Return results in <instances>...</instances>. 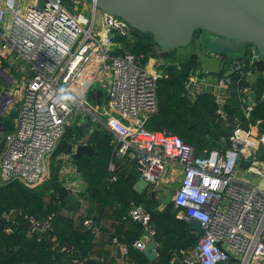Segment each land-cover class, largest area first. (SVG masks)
I'll return each mask as SVG.
<instances>
[{"label":"built area","instance_id":"obj_1","mask_svg":"<svg viewBox=\"0 0 264 264\" xmlns=\"http://www.w3.org/2000/svg\"><path fill=\"white\" fill-rule=\"evenodd\" d=\"M82 4L87 5L89 15L81 11ZM133 30L121 17L105 13L89 1H76L74 7L66 0H0V90L9 88L10 94L1 113L16 104L13 128L1 132L0 184L20 181L33 187L40 183L47 158L74 114L88 131L63 153L65 157L73 154L77 144H89L91 129L105 128L113 137V155L134 160L138 179L145 185L155 186L167 164L179 165L182 176L171 202L178 209V218L186 223L194 219L202 229L193 256L184 257L182 263L262 264L264 130L250 115L254 106L252 88L247 84L239 88L244 95L239 108L247 125L236 123L228 133L227 145L198 156L178 135L146 128L147 120L158 109L156 83L162 75L148 70L147 64L141 65L123 43L114 41L120 38L127 44L132 42ZM118 49L120 52L114 53ZM17 59L25 64L15 69L28 72L22 80L10 67L2 66L4 61L13 66ZM259 61L252 54L249 64ZM102 70L109 78L105 98L102 101L100 96L99 104L92 105L87 91L97 89L96 78ZM207 72L200 67L189 71L185 84L188 96L194 99L211 92L217 104L215 113L227 120L224 107L231 94L229 79L211 84ZM82 116H87L88 122ZM72 168L75 177H63L62 185L73 192L85 191V180L75 165ZM108 169L114 170L113 162ZM237 169L243 173L239 175ZM249 175L257 177L255 182L252 177L251 181L243 178ZM116 179L113 175L111 182ZM23 216L27 234L38 230V240L50 230L53 212L41 218L27 213ZM124 218L140 225L141 234L132 246L142 251L156 234L150 212L142 204L131 203ZM82 224L92 232L97 230L90 217ZM112 243H117L116 237ZM119 247L124 254L129 253L127 244ZM227 253L232 256L230 261ZM78 254L72 262L82 264Z\"/></svg>","mask_w":264,"mask_h":264},{"label":"trees","instance_id":"obj_2","mask_svg":"<svg viewBox=\"0 0 264 264\" xmlns=\"http://www.w3.org/2000/svg\"><path fill=\"white\" fill-rule=\"evenodd\" d=\"M133 39V45L125 43L120 38H116V41H120L129 52L134 53L141 65H146L155 53L152 35L134 29ZM118 52L119 49L114 51V53ZM172 52L173 50L170 54L162 56L169 58ZM197 66V55L192 53L180 64L172 63L166 76L157 79L158 109L147 120L146 128L150 131L163 130L178 135L193 147L196 155L201 156L204 150L227 145L226 141L221 139H226L234 126L231 118L237 116V105L233 97L232 103L224 108L228 119L223 122L221 116L215 113L217 104L209 93L198 94L194 99L190 98L185 87L186 79L189 71ZM256 66L264 69V61L257 62ZM245 67L247 62L228 76L232 83L247 84L241 78ZM254 85L257 103L250 115L252 121L256 122L263 131L264 97H261L264 96V77L259 78ZM14 116L15 111L10 115L1 116L6 131L13 128ZM240 125L243 127L247 125L243 117L240 118ZM88 126H91V122ZM86 130L88 131L87 126L78 120L66 124L62 138L53 150V155L69 152ZM88 143L93 149L92 156L81 154L74 160L77 170L87 184L85 191L73 193L70 188L55 180L50 184V193L45 198L34 186H27L20 181L0 184V264H77L72 262V257L77 255V251L79 258L83 260L82 264H109V261L105 260L103 247L95 246V232L86 229L82 221L90 216L95 223H98L108 207H114L115 204L120 206L114 207V211L108 213L112 221L110 228L104 229L100 226L97 229L102 231L101 235L106 232L104 241H111L119 233L123 235L121 241L129 246L128 256L132 259L131 264H170L175 254L180 256L181 251L195 246L198 235L190 232L186 227L187 223L177 217L178 209L174 208L171 201L163 211H159L154 208L151 197H147L146 189L141 192L133 189L134 182L138 179V173L135 171L136 163L128 157L120 159L113 155V137L108 130L91 129ZM2 145L1 140L0 150ZM118 159L125 162L123 170L120 166L114 167L113 171L109 170L110 162ZM113 175H116L117 179L111 182ZM86 197L88 201L90 199L89 203L94 198L98 202L97 214L92 216L91 211H85L84 215L76 213L77 216H74L73 213L80 209ZM131 203L142 204L150 212L151 222L156 231L153 242L158 244V255L152 262L147 260L141 250H136L132 246L140 236L141 228L138 223L124 218ZM13 209L18 211L15 220L8 218ZM65 209L70 211L64 212ZM50 212H53L52 224L50 230L45 231L41 239H37L38 230L33 231L31 235L27 234L23 216L25 213L41 218ZM5 228L11 230L5 232ZM51 237L54 241L50 239ZM89 254H97L104 259L101 261L88 259L86 256ZM179 256L178 260L181 259Z\"/></svg>","mask_w":264,"mask_h":264},{"label":"water","instance_id":"obj_3","mask_svg":"<svg viewBox=\"0 0 264 264\" xmlns=\"http://www.w3.org/2000/svg\"><path fill=\"white\" fill-rule=\"evenodd\" d=\"M79 1V0H74ZM94 4L110 15L124 19L129 26L141 33L152 35L154 50L158 55H168L173 49L187 47L195 32H203L205 41L216 46L225 56L231 55L232 65L226 69V60L218 70L207 72L223 80L241 67L244 47H251L257 59L264 61V0H83ZM9 88L0 90V112L3 111ZM102 91L92 89L93 101L99 104ZM88 122L87 116H82ZM5 131L0 120V132ZM81 154L92 156L89 144L75 146L74 159ZM155 189L151 193L154 200ZM18 211H10L8 218L15 220ZM189 231L202 233L200 223L194 219L187 222ZM152 240L145 244L142 252L149 262L156 259L157 252ZM120 254V247L118 249ZM228 261L232 259L227 253ZM264 264V260L262 262Z\"/></svg>","mask_w":264,"mask_h":264},{"label":"rangeland","instance_id":"obj_4","mask_svg":"<svg viewBox=\"0 0 264 264\" xmlns=\"http://www.w3.org/2000/svg\"><path fill=\"white\" fill-rule=\"evenodd\" d=\"M75 2L76 1L73 2V0H66L67 4H70L71 6L74 5V7H75ZM80 9L84 14L89 15V9H88L87 5L82 4L80 6ZM203 35H204L203 32H200V31L195 32L190 44L185 48L173 49L172 55L169 58L168 57L166 58L162 55H158L156 53H153V56H151V58L148 60V63L146 66L147 69L157 73L158 75L166 76L167 70L171 66L172 63L173 64H180L181 62L186 60L188 58V56L192 53H194L196 55H200V57L203 61V65H205L204 66L205 69H207L208 67L216 66L220 62H221L220 63V66H221L223 63L221 60L222 58L227 60L226 69H228L229 65L232 61L231 60L232 54L230 53V54H228V56H225V58H224V56H222L223 53L216 46L205 41L203 38ZM133 42H134V39L132 42H129V44L133 45ZM241 53L242 54L245 53L243 60H246V62H247V67L244 68L243 72L253 71V68H251V65L249 64L250 56L252 55L251 47L250 46L247 48L244 47L243 50L241 51ZM214 54L221 56V58L217 59L216 57H214ZM24 64H25V62L23 60L17 59L13 66H10V64L6 61H4L2 63V66L5 68L10 67L11 72L14 73L16 77H19L20 80H22L23 78L27 77L28 72L26 70L21 69L20 73H19L15 69V66L24 65ZM243 72H242V74H243ZM242 74H241V77H242ZM108 81H109V78L106 77L105 70H102L101 75H98L96 78V86H97V88L101 89V91H102V94H101V100L102 101H104V98H105L106 89L108 87L107 86ZM2 84H3V81L1 80L0 81V87L2 86ZM87 96H88L87 99H88L89 103L94 105L95 102L92 100V93L90 90L87 91ZM102 104H103V102H102ZM15 106H16V104H12L11 107L6 108V110L3 113L0 112V116L2 114H3V116L10 115L11 112L13 110H15ZM100 109H102V107H100ZM102 119L106 120L103 116H102ZM70 121L71 122L77 121L76 115L73 114L72 119ZM1 138H2V133L0 132V140H1ZM60 138H62V136ZM60 138H59V140H61ZM59 140H58V142H59ZM60 159H62V160L60 161ZM62 164H63V166H62ZM61 166H62V168H61ZM65 166H70L69 170H64ZM72 166H73V160L71 159L70 156L69 157H65V156L63 157V155L62 156L53 155V151H52L47 158V165H46V168L43 172L42 180L40 183L35 185L34 188L39 193H41L43 196H45V198H46L49 195L50 190H51L50 184L52 182H54L55 180L57 181V179L59 178L58 175L60 173L59 172L60 170H61L60 175L62 174V176L65 179L70 180L73 177ZM169 166H170V164L166 165L165 171L169 168ZM178 168L180 169L179 166H178ZM165 171H164V174L166 173ZM168 174H169V172H168ZM180 174L182 176L181 170H180ZM74 177H75V174H74ZM176 186H177V181H173V182L167 183V185L163 184L160 186V188H158L159 202L160 203L164 202V205H163L164 208H165V206L167 207L169 205V203L171 201L172 191ZM145 187H148V188L152 187L153 188L154 186H147L142 181H140V180L137 181V189L138 190H141ZM89 201H90V199H89ZM89 201L87 200V197L85 199H83V202L80 206V210L82 208L83 209L85 208L86 212L91 211L92 215H96L98 212L97 209L99 208V204L95 200V198L91 199V203H89ZM5 232H6V230H5Z\"/></svg>","mask_w":264,"mask_h":264},{"label":"crops","instance_id":"obj_5","mask_svg":"<svg viewBox=\"0 0 264 264\" xmlns=\"http://www.w3.org/2000/svg\"><path fill=\"white\" fill-rule=\"evenodd\" d=\"M114 41H116V38L114 39ZM204 57V56H203ZM215 57V56H214ZM197 61H198V66L197 67H200L201 69H203V70H206V71H214V70H218L219 69V67H220V63H218L216 66H213V67H206L207 69H205V65H203V61H202V59H201V57H200V55H197ZM232 64V61H231V63H230V65ZM244 64H246V60H243V62H241V66H243ZM230 65H229V68H230ZM257 65V63L255 64V65H252L251 66V68H253V71H250V73H247V74H244L243 73V75H242V80L243 81H246L247 82V85L248 86H250L251 88H252V92H251V94H250V96H251V100H253V102H254V106L256 105V103H257V96H256V93H255V88H254V84H255V82L259 79V78H262V77H264V69L262 68V69H260L259 67H257L256 66ZM228 68V69H229ZM228 77V76H227ZM207 78L209 79V82L211 83V84H213V83H217V81H218V79H216V77H213V76H211V75H209L208 73H207ZM228 79H229V82H227V84H228V89H229V91H230V98L227 100V102H226V105H229L230 103H232L231 102V100L233 99V97H235V99H236V107H237V116H233L232 118H231V121L234 123V125L236 124V123H240V118L241 117H243L242 115H241V112H240V108H239V99L241 98V97H244V95H242L241 93H240V91H239V88L240 87H242V86H244V85H246V84H244V85H241L240 84V82H237V83H232L231 82V79L228 77ZM207 93H209L210 95H211V97H213L214 99H215V97L211 94V92H207ZM234 103V102H233ZM226 105H225V107H226ZM254 106H253V108H254ZM224 107V108H225ZM225 115H227V113L225 112ZM223 121V120H222ZM227 120H224L223 122H226ZM87 133V130L85 131V133L83 134V135H85ZM82 135V136H83ZM227 139V138H226ZM226 139L225 138H222L221 140H225L226 141ZM222 146V145H221ZM210 149V148H209ZM209 149L208 150H204V154L203 155H205L206 154V151H209ZM74 151H75V148H74ZM74 151H73V153H74ZM63 154H60V156H62ZM59 156V155H58ZM64 157V156H63ZM71 157V159L73 160V165H75L74 164V160L76 159H74V157H73V154L70 156ZM78 158V157H77ZM64 159V158H63ZM62 159H60V161H61ZM130 160V159H129ZM113 165H114V167H118V166H120V169H122L123 170V167H125V162H123V161H120L119 159L117 160V161H113ZM62 166H63V164H62ZM62 166H61V168H62ZM178 166L179 165H177V164H174V163H172V164H170V166H169V170L167 169L165 172V174L163 173V175H162V177H161V179H160V181L151 189H149V190H147L146 188H143V189H141V190H144V189H146L148 192H147V197L148 198H150L151 197V193L156 189L157 191H158V188H160V186L161 185H167V183H169V182H173V181H177V185H178V182H179V180H180V178H181V174H180V169L178 168ZM69 168H70V166H65L64 167V170H69ZM119 168V167H118ZM60 173H61V170L59 171ZM58 172V173H59ZM168 172H169V174H168ZM60 173H59V178L57 179V181H59V182H61V180H62V178H63V176H62V174L60 175ZM72 173H73V177L72 178H74V174H75V172H74V170L72 171ZM237 173H239V175H241L242 173H243V171L242 170H240V169H237ZM76 175V174H75ZM242 177V176H241ZM251 177H252V180H253V182H255V180L257 179V177L256 176H247V177H243V178H245V179H248V180H250L251 181ZM139 179H137L136 180V182H134V185H133V189L135 190V191H139V192H141V190H138L137 189V181H138ZM177 187V186H176ZM73 192V191H72ZM173 192V191H172ZM73 193H76V192H73ZM159 191L155 194V197H154V200H152L153 201V203H154V208H156L157 210H159V211H163V209H164V202L163 203H160L159 202ZM78 194V193H77ZM120 206V204H118V205H116L115 204V206L114 207H116V208H118ZM114 207L113 206H111V208H109L108 207V210L106 211V213L103 215V216H101L100 217V219H99V221H98V223H95L96 224V229L98 228H100V226L101 227H103L104 229H108V228H110V226H111V224H112V221H111V219H110V217H109V214L108 213H110V211H114ZM110 209V210H109ZM66 211H64V212H68V211H70V210H68V209H65ZM102 210V209H101ZM84 212H85V208L83 209H78V211H76V212H74L73 214H74V216H77L76 215V213H82L83 215H84ZM92 215V214H91ZM177 215V214H176ZM93 216V215H92ZM90 217V216H89ZM178 217V216H177ZM91 219H92V217H90ZM94 221V220H93ZM96 230L95 231V246L96 247H98V245H101V247H103V252H105V260H108L109 261V264H131L132 263V259H130V257L128 256V254H124L122 251H121V248H120V254L118 255V249H119V246L121 245V244H123L124 243V241H121V239L123 238V235L121 234V233H119V235L116 237L117 238V243H112V240L110 241H104V238H106V236H105V233L103 234V235H101V232L102 231H100V230ZM194 230H192V231H190V232H193ZM103 232H104V230H103ZM196 232V231H195ZM194 233V232H193ZM195 235H197V233H194ZM154 244H155V250H156V252H157V255H158V244L157 243H155L154 242ZM100 248V247H99ZM98 248V249H99ZM179 255H177V254H175L174 256H173V258L170 260V264H179V263H181V260L184 258V257H192L193 256V248H191V249H188V250H184V251H181V255L179 256L181 259H179L178 260V257ZM88 259H93V260H99V261H101L102 259H104L102 256H100V255H97V254H93V255H91V254H89V255H87L86 256ZM182 264V263H181ZM231 264V263H230Z\"/></svg>","mask_w":264,"mask_h":264},{"label":"bare ground","instance_id":"obj_6","mask_svg":"<svg viewBox=\"0 0 264 264\" xmlns=\"http://www.w3.org/2000/svg\"><path fill=\"white\" fill-rule=\"evenodd\" d=\"M8 98H9V96H7V98H6V100H5V103L7 102Z\"/></svg>","mask_w":264,"mask_h":264}]
</instances>
